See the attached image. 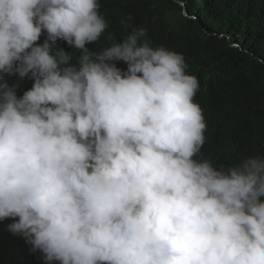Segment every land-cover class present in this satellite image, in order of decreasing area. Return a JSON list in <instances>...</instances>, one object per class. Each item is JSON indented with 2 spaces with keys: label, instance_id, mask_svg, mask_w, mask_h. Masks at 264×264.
Here are the masks:
<instances>
[{
  "label": "clouds",
  "instance_id": "obj_1",
  "mask_svg": "<svg viewBox=\"0 0 264 264\" xmlns=\"http://www.w3.org/2000/svg\"><path fill=\"white\" fill-rule=\"evenodd\" d=\"M118 35L98 0H0V80L35 78L0 83V220L46 264H264V155L196 159L184 56Z\"/></svg>",
  "mask_w": 264,
  "mask_h": 264
},
{
  "label": "trees",
  "instance_id": "obj_2",
  "mask_svg": "<svg viewBox=\"0 0 264 264\" xmlns=\"http://www.w3.org/2000/svg\"><path fill=\"white\" fill-rule=\"evenodd\" d=\"M99 1L115 21L118 39L144 28L152 47L184 56L186 72L198 80L193 99L206 123L196 159H208L219 170L264 155V0ZM109 62L122 73L127 70L123 60ZM78 64L69 61L66 66ZM2 82L18 85L21 98L35 78L14 72L3 74ZM13 219L19 218L0 220V264H46L40 250L32 251L24 238L8 231Z\"/></svg>",
  "mask_w": 264,
  "mask_h": 264
},
{
  "label": "water",
  "instance_id": "obj_3",
  "mask_svg": "<svg viewBox=\"0 0 264 264\" xmlns=\"http://www.w3.org/2000/svg\"><path fill=\"white\" fill-rule=\"evenodd\" d=\"M180 4H183V2L182 1H180V0H177ZM184 14L185 15H187V12L186 11H184Z\"/></svg>",
  "mask_w": 264,
  "mask_h": 264
}]
</instances>
